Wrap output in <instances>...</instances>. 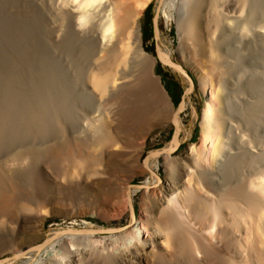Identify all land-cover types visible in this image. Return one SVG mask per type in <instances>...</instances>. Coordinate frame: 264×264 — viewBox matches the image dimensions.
Segmentation results:
<instances>
[{
    "label": "bare ground",
    "instance_id": "obj_1",
    "mask_svg": "<svg viewBox=\"0 0 264 264\" xmlns=\"http://www.w3.org/2000/svg\"><path fill=\"white\" fill-rule=\"evenodd\" d=\"M149 1L0 0V48L34 52L30 60L29 55L26 58L28 62L20 55L22 70L19 69L18 76L1 80L0 149L26 136L44 138L54 133L55 127L62 129L61 120L72 121V84L82 82V93L77 98L86 95L87 99L88 93L94 92L107 111V122L94 128L91 138L96 140H91V146L104 150L107 160L100 158L101 162L119 155L117 151L122 146L112 126L118 100L136 82L153 81L150 77L154 75V61L142 46L140 28L141 13ZM215 1L195 0L188 4L193 10L187 8L185 13L197 15L200 27L206 28L210 21L219 19L218 14L211 13ZM251 1L253 10L248 19H261L264 0ZM69 3L73 9L66 8ZM50 49L63 51H59L62 56L64 50L79 53L78 50L85 49L93 51V56L86 69L77 61L67 63L73 75L70 79L54 57L47 56L49 51L45 53ZM74 59L79 58L75 55ZM175 68L183 73L178 66ZM80 74L85 76L81 78ZM197 78L205 93L199 140L172 156L168 150L178 146V133L163 149L150 153L143 167L149 175L143 183L139 216L115 234L99 238L92 228H83L81 237L56 234L58 237L53 239L44 234L42 218L33 220L26 201H20L25 197L21 198L22 190L34 188L36 178L33 180L30 170L35 158L44 155V147H18L0 159V239L6 241V250L12 254L0 264H264V148L254 151L237 145L238 150L221 164L218 162L221 179L214 180L213 171H208L210 178L206 177L207 167L216 166L217 156L221 157L223 150L226 112L220 104L226 97L221 82L215 83L208 74ZM252 79L247 87L257 99L251 105L247 102L243 111L251 126L259 122V117H255L264 111V78ZM186 80L188 85L187 77ZM142 142L143 139L138 142L139 147ZM55 144L54 141L50 146ZM206 151L210 155L208 164L203 160ZM160 157L166 171L163 181L154 173ZM96 158H82L79 153L72 161L88 162L87 166L89 162L93 165ZM38 166L35 169L40 177L48 174L46 166ZM123 191V201H130L136 188L130 190L126 182ZM39 239H45L43 246L52 248L42 258H37Z\"/></svg>",
    "mask_w": 264,
    "mask_h": 264
},
{
    "label": "rangeland",
    "instance_id": "obj_2",
    "mask_svg": "<svg viewBox=\"0 0 264 264\" xmlns=\"http://www.w3.org/2000/svg\"><path fill=\"white\" fill-rule=\"evenodd\" d=\"M193 1L195 0H150L142 10L140 16L142 46L153 57L154 75L150 78L155 82L148 79L145 83L138 81L132 87V92L130 90L124 93V96L128 97L122 96L118 100L112 126L117 130L119 143L122 146L117 151L119 155L107 162L104 160L101 162L102 159L107 158H104V150L91 146L93 143L91 140H96L91 138L94 128L97 129L99 127L96 126L107 122L105 115L107 111L94 92L88 93V100L86 95L77 98L82 93V82L72 84L73 100L71 101L74 118L69 122L61 120V128L64 131L55 127V132L49 133L50 135L44 138L26 136L16 142H9L3 149H0V159H3L18 147L28 145L36 148L44 147V155L35 158L30 170L32 172L30 175L34 177L33 180L36 178L33 182L35 184L32 185L34 188L22 190L25 194L21 193V198L24 195L25 197L20 199L21 203L26 201L24 203L26 208L31 209L29 213L31 212L33 220L42 218L41 229L44 234L53 239L66 234L81 237L83 228H92L97 230L96 236L101 238L123 230L133 219H137L140 212L143 183L149 175L143 167L150 153H157L163 149L178 133V146L168 150L172 156L180 154L189 143L199 140L205 93L199 87L198 75L208 74L215 83L221 82L226 97L225 102L220 104L226 112L223 116L225 117L223 121L225 131L223 130V145H221L223 150L221 149V157L217 156V167L215 166L214 170L210 166L207 167L206 177L210 178L209 172L213 171L215 174L212 175L213 179L220 180L219 170H217L219 169L218 162L221 164L231 152L238 150L239 145V147L246 145L254 151L264 148V111L255 117V120L258 117L260 120L258 118V123L254 121L256 124L254 123L253 126L243 116L248 103L251 105L257 99L256 94L247 87L248 82L252 78V80L264 78V13L261 19L256 17L254 21L249 20L253 10L251 0H245L246 2L244 0H216L211 6V13L215 16L219 15L217 16L219 24L216 21L213 23L210 21L209 26L204 28L200 27L197 15L185 13L188 9L193 10L188 7L190 6L188 4H193ZM149 5L150 10L147 9ZM231 5L236 8L230 7ZM66 8L73 9L72 3H69ZM214 23H217V26ZM55 50H45V53L49 51L47 56L54 57V62L59 63V67L61 66L66 73L64 75L70 79L73 75H71V70L67 69V63L77 61L82 64L83 69H86L93 56V51L88 50L90 51L88 52L85 49L78 50L79 53L77 50L74 52L64 50L63 56L59 53L61 50L57 49L58 52H54ZM25 51L0 48V87L3 78L12 79L18 76L19 69L22 70V64L20 65L18 61L20 55L21 57L24 55L25 60L29 58V55V60L31 59V54L34 52L26 53ZM65 51L68 52V56L71 55L64 57L67 53ZM73 54L79 59L75 60ZM35 55H39V52H35ZM175 66H178L184 73L177 70ZM158 67L173 72L178 77L182 89H176L178 95L175 101L168 93L162 75L157 71ZM185 75L193 78V84L189 81L187 85ZM80 76L82 78L85 75L80 74ZM138 83L141 84L138 86ZM1 96L2 93H0V99ZM10 116L14 117L13 114ZM8 123L12 122L8 121ZM180 124L181 131L179 132ZM195 126L196 136L193 140ZM142 139L144 143L142 142L143 144L139 147L138 142ZM54 141L56 144L50 146V143ZM138 148L141 150L137 154ZM79 153H82V158L97 157L101 165L96 162L98 160L95 161L97 164L93 162L94 167H91L92 162H89L91 164L87 166L88 162L75 163L72 159L75 154ZM209 156L208 152L204 153V163L209 160ZM208 163L209 161L206 162ZM37 164L39 168L46 166L49 170L48 174L40 177L35 169ZM82 165L85 167L82 168ZM93 173L98 174L94 177ZM154 173L161 181L165 179L166 171L161 157ZM126 182L130 190L136 188L130 201H123L121 195ZM24 204L21 205L25 207ZM44 240L39 239L37 242L41 245L37 258H42L52 252L50 246H43ZM5 243L4 239H0V261L12 256L6 250L7 244ZM53 249L57 250V247Z\"/></svg>",
    "mask_w": 264,
    "mask_h": 264
},
{
    "label": "trees",
    "instance_id": "obj_3",
    "mask_svg": "<svg viewBox=\"0 0 264 264\" xmlns=\"http://www.w3.org/2000/svg\"><path fill=\"white\" fill-rule=\"evenodd\" d=\"M148 10L151 9V6L149 5L147 7ZM157 71L162 75V79L165 83L166 89L168 91V93L170 94V96L172 97V99L175 101L177 99V95L178 93L176 92V89L181 90L182 86L179 82L178 77L176 76L175 73L170 72V71H165L163 69H160L159 67L157 68ZM192 81L193 78H191ZM196 136V126L193 129V135H192V139L194 140Z\"/></svg>",
    "mask_w": 264,
    "mask_h": 264
},
{
    "label": "water",
    "instance_id": "obj_4",
    "mask_svg": "<svg viewBox=\"0 0 264 264\" xmlns=\"http://www.w3.org/2000/svg\"><path fill=\"white\" fill-rule=\"evenodd\" d=\"M160 61H162L161 59H159ZM183 73H184V71H183ZM188 79H189V81H190V84H193V81H192V79L189 77V76H187V75H185Z\"/></svg>",
    "mask_w": 264,
    "mask_h": 264
}]
</instances>
